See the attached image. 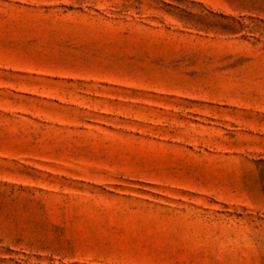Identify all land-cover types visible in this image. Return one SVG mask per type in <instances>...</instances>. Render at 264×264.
Segmentation results:
<instances>
[{
  "label": "rangeland",
  "instance_id": "1",
  "mask_svg": "<svg viewBox=\"0 0 264 264\" xmlns=\"http://www.w3.org/2000/svg\"><path fill=\"white\" fill-rule=\"evenodd\" d=\"M0 264H264V0H0Z\"/></svg>",
  "mask_w": 264,
  "mask_h": 264
}]
</instances>
